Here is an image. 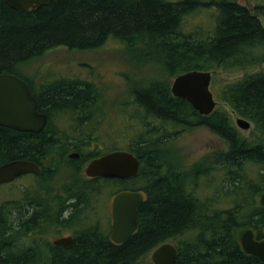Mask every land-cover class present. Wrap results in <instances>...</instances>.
<instances>
[{
    "label": "trees",
    "instance_id": "16d2710c",
    "mask_svg": "<svg viewBox=\"0 0 264 264\" xmlns=\"http://www.w3.org/2000/svg\"><path fill=\"white\" fill-rule=\"evenodd\" d=\"M211 6L216 15L209 31L185 27L187 17ZM107 40L134 45L132 49L147 51L146 55L149 47L154 48L175 76L189 70L250 69L241 78L224 83L216 96L235 115L254 122L264 131V2L250 9L238 0H57L25 12L0 0V73H11L26 80L20 67L43 52L59 47L92 49ZM27 82L32 94H37L38 106L55 113L57 123H45L36 133L0 125V164L49 155L59 142L55 135L65 132L68 122L64 116L68 112L80 108L88 116L92 113L86 108L93 102L87 81L60 77L35 87ZM164 86L151 83L141 90H132L135 93L132 102L144 111L140 117L134 115L137 111L129 114L142 130L128 139L126 149L139 161L141 158L148 168L141 172V163L136 176L126 183V187L140 188L145 193V200L137 206L135 234L122 245L113 246L92 234L86 236L92 232L88 229L76 242L53 253V260L58 264H144L137 258L172 236H179L175 264H262L258 257L244 253L239 232L240 228H250L259 237L264 236V207L254 199L264 188V141H241L225 109L216 106L209 114H200L186 99L172 96L168 86ZM153 116L160 117L161 123L167 120L187 123L191 119V126L203 125L222 137L228 150L209 169L194 164L189 172L172 176L169 168L162 172L163 157L157 151L170 133L155 127L150 121ZM81 123L83 120H78L69 127L76 129ZM244 167L256 168L258 177L247 176ZM218 168L226 170L229 190L224 194L233 201L229 207L219 210L213 207L209 195L201 198L192 186L196 175ZM114 180L104 178L103 182L122 183ZM99 182L102 183L100 180L82 182L85 185L80 188V196L83 187ZM121 183L113 184V189L123 186ZM82 202L83 199L79 206ZM4 206L1 201L0 261L37 264V251L16 250L9 241L20 233L22 226H17V221L22 218L19 217L26 216L29 210L33 216L41 217L51 210L50 205L47 201L44 208L39 203L33 208L26 204L20 216Z\"/></svg>",
    "mask_w": 264,
    "mask_h": 264
},
{
    "label": "rangeland",
    "instance_id": "374dc122",
    "mask_svg": "<svg viewBox=\"0 0 264 264\" xmlns=\"http://www.w3.org/2000/svg\"><path fill=\"white\" fill-rule=\"evenodd\" d=\"M238 1L250 9L256 4L264 2V0ZM215 15L216 11L212 6L206 10L199 9L197 13L185 19V27H198L199 31L207 32L214 23ZM133 47L134 45L129 46L121 41L107 40L92 49L75 50L63 47L50 49L27 61L24 66L20 67V73L34 87L39 83L60 77L87 81L91 88L90 95L93 102L86 108L87 111H93L94 115L88 116L86 121L83 120L78 129L83 134L102 136L103 140L108 142L115 141L118 145H125L135 132L142 130L140 125L134 124L133 115L129 116L130 112L132 114L137 111L134 115L140 117L141 111H144L143 107H138L132 102V90H141L151 83H156L157 86L160 84L159 86L162 87L167 85V89L170 91V83L175 76L154 48L149 47V54L146 55L147 51L140 52L141 50L132 49ZM209 71L211 72L209 88L213 94L215 106L221 107L229 113L240 140L245 142L248 140L251 142L264 141V131L259 130L254 122L249 120V126L246 129L237 126L235 121L240 116L235 115L229 106L216 96L224 83L241 78L251 70L228 72L222 69H211ZM159 126L170 132L176 129L175 133L172 132L161 143L160 150L157 151V155L166 156L162 172L169 168L172 170L171 176L189 172L194 164L209 169L213 166L214 161L228 150L226 141L203 125H189L184 128L179 123L170 121L168 123L159 122ZM147 169L143 165L141 172H145ZM211 170L207 174L196 175L192 180L195 193L201 198L207 195L214 198L212 201L215 209L229 207L233 201L224 194L229 190V183L225 182L226 170L224 168ZM244 171L247 176H252L254 179L258 177L257 169L254 167H244ZM76 178L77 182H81L80 176H76ZM55 181L61 180L55 179ZM28 182H31L29 176H23L17 180V185L0 184V202H3L4 207L9 208V199L24 196L25 190L22 189L24 187L19 186V183ZM263 191L264 188L256 196L254 195V199L260 205L259 196ZM107 198L105 196L100 207L102 215L108 211L109 198ZM102 219L106 221V218ZM240 229L242 231L246 228ZM178 237H170V240L177 242Z\"/></svg>",
    "mask_w": 264,
    "mask_h": 264
},
{
    "label": "flooded vegetation",
    "instance_id": "af4514ba",
    "mask_svg": "<svg viewBox=\"0 0 264 264\" xmlns=\"http://www.w3.org/2000/svg\"><path fill=\"white\" fill-rule=\"evenodd\" d=\"M26 83L28 84L27 81ZM29 89L32 93V88L30 86ZM32 95H34L37 100V111L46 115V125L49 123V125H51L53 121L54 123H57V120L54 117L55 113H53L52 111L45 112V109H42L38 106L37 94L33 93ZM87 115L88 114L86 112H81V109L79 108L75 109L74 112H68V114L64 116L65 119L67 118L66 120L68 122V125L66 126L65 132L63 131V133L58 134L59 137L56 136L57 134L55 135V137L59 139V142L55 145V149L45 157L30 160L38 165V173L29 172L21 174L17 177H14V179L8 182L0 183L17 185V180L23 176H29V178L31 179V182L19 183V186L24 187L22 189L25 190L23 197H14L9 199V209L13 210L17 214V216H20V213L22 212L23 208H25L26 204L33 208L37 203H39V205H42L44 208V202L47 201L50 205L51 210L48 209V212H46L41 217L33 216V214H31V210H29L26 216L19 217L23 218V221H17V226L21 224L22 229H20V233L17 238H11L9 241L10 246H13L16 250L24 251L30 249L37 251L38 257L36 259L38 262H35L37 264H42L44 261H47V263L45 264H58V262L53 260V253H55L57 249L62 250L63 248L69 246L71 242H76L78 240V237L85 235L88 231L92 232L88 233L86 236L92 234L96 239L106 241L113 246L122 245L133 234H135L133 233L129 238L120 243L111 240L112 232L110 206L113 196L119 191L129 190L144 192L140 188L134 189L133 187H126V183L128 181H132L133 179L131 178L136 176V174L129 177L112 178L115 179L114 181L120 180L123 183V186L121 185L120 187L115 189H113L114 187H112V185L114 184V186H116L121 182H115L112 185H106L103 182V179L107 177L87 176L85 174V169L92 159L113 151H128L126 149L128 142L125 145H118L117 143H115V141L108 142L106 140H103L102 136L83 134V132H81L78 128L72 129L71 127H69L75 124L78 120L86 121L88 117ZM150 121L154 126L157 127L159 126L160 117L153 116ZM168 122H170V120H167L166 123ZM178 123L184 128L191 125L190 119L187 121V123ZM175 130H172V132H174ZM167 132L170 134L172 133L170 131ZM169 135L167 137H164L163 140L168 138ZM165 160L166 158L164 159L163 157L164 164ZM141 163L146 166V163L142 162V159L140 158V161L138 160V170L141 166ZM169 166L173 168V166ZM76 176L81 177L80 183L77 182ZM54 179H59L61 181H54ZM50 180L53 182H51ZM86 180L89 182L100 180L102 181V183L99 182L100 184L98 185H96L95 183H89V186L87 185V187L89 188L83 187L84 191L80 196L79 191L80 188H82V184H84L82 182H85ZM44 183L48 184V186L50 187L45 186ZM42 185H44V188L47 187V189H49L45 191ZM49 190H51V193L49 192ZM105 196L109 198L107 204L108 211H106L105 215H102L100 207L105 199ZM33 197L36 198L33 199ZM35 199L40 200L38 202ZM81 199H83V202L81 206H79V201ZM102 218H106V221H104ZM21 222L27 223L23 224ZM253 234L254 238L257 240H261L264 238V236L259 237L255 233ZM169 240L170 238H164L161 242L156 244V246L150 247V249L145 251V253L137 258V261L143 262L144 264H154L151 260L152 251L162 243L172 244L175 247L177 254V243L174 240Z\"/></svg>",
    "mask_w": 264,
    "mask_h": 264
},
{
    "label": "water",
    "instance_id": "95a60500",
    "mask_svg": "<svg viewBox=\"0 0 264 264\" xmlns=\"http://www.w3.org/2000/svg\"><path fill=\"white\" fill-rule=\"evenodd\" d=\"M9 6L22 11L57 0H4ZM211 72L189 70L173 77L170 91L173 96L186 99L200 114L210 113L215 100L209 88ZM46 122V115L37 111V100L25 80L11 73H0V125L20 131L38 132ZM236 124L246 129L249 121L236 118ZM138 170L137 158L128 151H113L92 159L86 169L87 176L121 178L133 176ZM38 173L36 163L24 159H13L0 164V183L8 182L25 173ZM145 200L141 191H119L111 200V240L120 243L137 229V204ZM259 200L264 207V191ZM239 243L246 254L258 257L264 264V238H254L250 228L239 234ZM154 264H175L176 249L170 243H162L151 254ZM0 264H3L0 261Z\"/></svg>",
    "mask_w": 264,
    "mask_h": 264
},
{
    "label": "bare ground",
    "instance_id": "6f19581e",
    "mask_svg": "<svg viewBox=\"0 0 264 264\" xmlns=\"http://www.w3.org/2000/svg\"><path fill=\"white\" fill-rule=\"evenodd\" d=\"M187 10H188V9H187ZM189 10H190V9H189ZM191 11H192V8H191ZM191 11H190V12H191ZM185 13L187 14V11H186ZM184 15H185V14H184ZM184 15H183V17H184ZM181 23H182V22H181ZM138 39H139V38H138ZM153 47H154V46H153ZM256 50H257V49H256ZM257 51H258V50H257ZM259 51H260V50H259ZM255 52H256V51H255ZM260 55H261V54H260ZM257 56H258V54H257ZM246 57H247V56H246ZM252 57H253V56H252ZM261 57H262V56H261ZM253 58H254V57H253ZM255 58H256V57H255ZM257 59H258V58H257ZM259 59H260V58H259ZM250 60H251V59H250ZM167 67H168V66H167ZM66 81H67V80H65V82H66ZM55 83H56V82H55ZM66 83H67V82H66ZM44 84H45V83H44ZM48 84H49V83H48ZM48 84H47V85H48ZM52 84H53V83H52ZM52 84H50V85H52ZM50 85H48V86H50ZM159 85H160V84H159ZM159 85H158V86H159ZM77 86H78V85H77ZM67 87H68V86H67ZM152 88H153V87H152ZM90 89H91V88H90ZM154 89H155V86H154ZM87 90H88V89H87ZM138 90H139V89H138ZM157 90H158V89H157ZM86 92H87V91H86ZM151 92H152V91H151ZM156 92H157V91H156ZM62 93H63V92H62ZM70 93H71V92H70ZM89 94H90V93H89ZM134 94H135V93H134ZM134 94H133V95H134ZM157 94H158V93H157ZM84 95H85V94H84ZM96 95H97V94H96ZM152 95H153V94H152ZM157 96H158V95H157ZM70 97H71V96H70ZM75 97H76V96H75ZM40 98H41V97H40ZM78 99H79V98H78ZM72 100H73V99H72ZM133 100H134V99H133ZM69 101H70V100H69ZM135 101H136V100H135ZM71 103H73V102H71ZM45 105H46V104H45ZM73 105H74V104H73ZM142 106H143V105H142ZM64 107H65V106H64ZM93 107H95V106H93ZM139 107H140V106H139ZM51 108H52V107H51ZM51 108H50V109H51ZM60 108H61V107H60ZM65 108H66V107H65ZM91 109H92V107H91ZM94 109H95V108H94ZM94 109H93V110H94ZM81 110H82V109H81ZM87 110H88V109H87ZM187 110H188V108H187ZM45 112H46V111H45ZM179 113H180V112H179ZM92 114H93V113H92ZM51 115H52V114H51ZM87 116H88V115H87ZM89 116H90V115H89ZM48 118H49V117H48ZM50 118H51V117H50ZM163 118H164V117H163ZM66 119H67V118H66ZM165 119H166V118H165ZM177 120H178V118H177ZM190 120H191V119H190ZM52 123H53V122H52ZM49 124H50V123H49ZM53 125H54V124H53ZM57 128H58V127H57ZM58 129H59V128H58ZM58 129H57V130H58ZM55 130H56V129H55ZM152 130H153V129H152ZM51 131H52V130H51ZM54 133H55V131H54ZM54 133H53V134H54ZM164 133H165V132H164ZM167 133H168V132H167ZM55 134H56V133H55ZM56 136H58V134H57ZM62 136H63V135H62ZM62 136H61V137H62ZM83 136H84V135H83ZM58 137H59V136H58ZM58 140H59V139H58ZM160 141H161V140H160ZM160 141H159V142H160ZM74 142H75V141H74ZM49 143H50V142H49ZM56 143H57V142H56ZM153 144H154V143H153ZM155 144H156V143H155ZM164 144H165V143H164ZM254 145H255V144H254ZM50 146H51V145H50ZM60 146H61V145H60ZM60 146H59V147H60ZM152 147H153V145H152ZM49 148H50V147H49ZM50 150H51V149H50ZM159 150H160V149H159ZM159 150H158V151H159ZM155 151H156V150H155ZM36 152H38V151H36ZM152 152H153V151H152ZM161 152H162V151H161ZM28 154H29V153H28ZM38 155H39V154H38ZM34 156H35V155H34ZM153 156H154V155H153ZM158 156H159V155H158ZM161 156H162V155H161ZM164 157H166V156H164ZM160 158H161V157H160ZM161 159H163V158H161ZM164 159H165V158H164ZM247 159H248V158H247ZM39 161H40V160H39ZM252 161H253V160H252ZM225 162H226V161H225ZM248 163H249V161H248ZM240 164H241V163H240ZM246 164H247V163H246ZM160 165H161V164H160ZM160 165H159V166H160ZM222 166H223V165H222ZM224 166H225V165H224ZM54 169H55V168H54ZM228 169H229V168H228ZM240 169H241V168H240ZM74 170H75V169H74ZM238 171H239V170H238ZM201 172H202V171H201ZM56 173H57V171H56ZM203 173H204V172H203ZM151 174H152V173H151ZM70 175H71V174H70ZM169 175H170V174H169ZM61 176H62V175H61ZM239 176H240V175H239ZM70 177H71V176H70ZM178 177H179V176H178ZM190 177H191V176H190ZM244 177H245V175H244ZM183 178H184V177H183ZM188 179H189V178H188ZM56 180H57V179H56ZM185 180H186V179H185ZM54 181H55V179H54ZM188 181H189V180H188ZM213 181H214V180H213ZM184 182H185V181H184ZM39 183H40V182H39ZM185 183H186V182H185ZM44 185H45V186H48V184H45V183H44ZM44 185H42L43 188H44ZM35 186H36V185H35ZM40 186H41V185H40ZM48 187H50V186H48ZM51 187H53V186H51ZM97 187H98V186H97ZM193 187H194V186H193ZM237 187H238V186H237ZM173 188H174V187H173ZM183 188H184V187H183ZM44 189H45V191H47L49 188L47 189V187H46V188H44ZM50 189H51V188H50ZM54 189H55V187H54ZM232 189H233V187H232ZM51 190H52V189H51ZM51 190H49V192H50ZM67 190H68V189H67ZM181 190H182V189H181ZM238 190H239V189H238ZM182 191H183V190H182ZM184 191H185V190H184ZM89 192H90V191H89ZM190 192H191V191H190ZM232 192H233V191H232ZM235 192H237V191H235ZM50 193H51V192H50ZM50 193H49V194H50ZM96 193H97V192H96ZM185 194H186V193H185ZM227 194H228V193H227ZM44 195H45V193H44ZM47 195H48V193H47ZM52 197H53V196H52ZM53 198H54V197H53ZM96 198H97V197H96ZM188 198H189V197H188ZM196 198H197V197H196ZM213 199H214V198H213ZM210 201H211V200H210ZM45 202H46V201H45ZM41 204H43V203H41ZM204 205H206V204H204ZM214 205H215V204H214ZM238 206H239V205H238ZM11 208H12V207H11ZM36 210H37V209H36ZM252 210H253V209H252ZM84 211H85V210H84ZM200 211H201V209H200ZM203 211H204V210H203ZM21 213H22V212H21ZM90 213H91V212H90ZM90 213H89V214H90ZM219 213H220V212H219ZM78 214H79V213H78ZM236 215H237V214H236ZM78 216H79V215H78ZM84 216H85V215H84ZM199 217H201V216H199ZM75 218H76V217H75ZM79 218H80V217H79ZM145 218H146V217H145ZM205 218H206V217H205ZM24 219H25V218H24ZM147 219H148V218H147ZM252 219H254V218H252ZM22 220H23V218H22ZM6 221H7V220H5V222H6ZM198 221H199V220H198ZM247 221H248V220H247ZM27 222H28V221H27ZM27 222H26V223H27ZM243 222H244V221H243ZM19 223H20V222H19ZM21 223H23V222H21ZM26 223H23V224H26ZM36 224H37V223H36ZM31 225H32V224H31ZM32 226H33V225H32ZM209 226H210V225H209ZM23 227H24V226H23ZM20 229H21V228H20ZM181 231H182V230H181ZM16 232H17V231H16ZM168 234H169V233H168ZM17 235H18V234H17ZM13 236H14V235H13ZM160 236H161V235H160ZM156 237H157V236H156ZM198 237H199V236H198ZM204 238H205V237H204ZM225 238H226V237H225ZM198 240H200V239H198ZM192 241H194V240H192ZM196 241H197V240H196ZM195 243H197V242H195ZM199 243H200V242H199ZM222 243H223V242H222ZM220 244H221V243H220ZM190 245H191V244H190ZM194 246H195V245H194ZM197 246H198V245H197ZM192 247H193V246H192ZM198 247H199V246H198ZM205 247H206V246H205ZM194 248H195V247H194ZM186 249H188V248H186ZM186 251H187V250H186ZM10 252H11V251H10ZM15 252H16V251H15ZM131 252H132V251H131ZM1 253H2V252H1ZM11 253H12V252H11ZM211 253H212V252H211ZM12 254H13V253H12ZM12 254H11V255H12ZM14 254H15V253H14ZM16 254H17V253H16ZM9 255H10V253H9ZM212 255H213V254H212ZM216 255H217V254H216ZM216 255H215V256H216ZM182 256H183V255H182ZM205 256H206V255H205ZM186 257H187V256H186ZM127 260H128V259H127ZM194 260H195V259H194ZM131 262H132V261H131ZM191 262H192V261H191ZM129 263H130V262H129Z\"/></svg>",
    "mask_w": 264,
    "mask_h": 264
}]
</instances>
